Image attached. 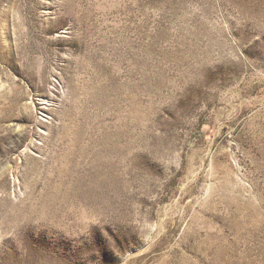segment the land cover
Returning a JSON list of instances; mask_svg holds the SVG:
<instances>
[{"label":"rangeland","instance_id":"374dc122","mask_svg":"<svg viewBox=\"0 0 264 264\" xmlns=\"http://www.w3.org/2000/svg\"><path fill=\"white\" fill-rule=\"evenodd\" d=\"M0 264H264V0H0Z\"/></svg>","mask_w":264,"mask_h":264}]
</instances>
